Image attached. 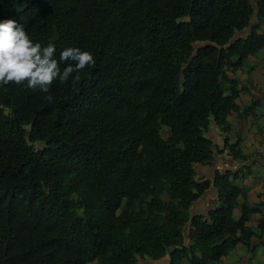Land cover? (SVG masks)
Returning <instances> with one entry per match:
<instances>
[{"label":"trees","instance_id":"16d2710c","mask_svg":"<svg viewBox=\"0 0 264 264\" xmlns=\"http://www.w3.org/2000/svg\"><path fill=\"white\" fill-rule=\"evenodd\" d=\"M263 49L264 0H0V264H220L261 238L238 172L190 209Z\"/></svg>","mask_w":264,"mask_h":264},{"label":"crops","instance_id":"0c3cea01","mask_svg":"<svg viewBox=\"0 0 264 264\" xmlns=\"http://www.w3.org/2000/svg\"><path fill=\"white\" fill-rule=\"evenodd\" d=\"M259 58V59H256ZM229 77L238 82L242 89L237 100L241 109L255 104L252 112L245 117L231 113L228 117L229 132L222 133L217 127H210L216 140L215 158L211 166L201 167L198 178L209 180L211 186L205 194L193 204L191 215H206L217 206V190L213 187L215 172L233 171L243 176L241 185L247 203L256 207L251 216L250 226L255 227L264 217V53L248 58L242 70L234 71ZM228 144L238 141L237 149L245 157L244 161L234 160L227 151L224 142ZM245 171V174L240 173ZM223 261L226 264H264V235L261 238L252 237L249 245L238 244Z\"/></svg>","mask_w":264,"mask_h":264},{"label":"rangeland","instance_id":"374dc122","mask_svg":"<svg viewBox=\"0 0 264 264\" xmlns=\"http://www.w3.org/2000/svg\"><path fill=\"white\" fill-rule=\"evenodd\" d=\"M247 31L248 30H246V31H244V32H242V33H238V34H236V36H235V38H237V37H241V36H245L246 34L245 33H247ZM245 34V35H244ZM263 54L264 53V49L259 53V54ZM256 59H259V58H256ZM9 113V111L8 110H5V114H8ZM212 127V126H211ZM27 130H29V127L28 128H26ZM207 136H210L211 137V139L214 141V140H216L215 139V136L211 133H208L207 134ZM225 137V136H224ZM224 142H225V144L227 143L228 144V139L225 137L224 138ZM43 143H35L34 144V147L36 148V149H39V148H42L43 147ZM229 145V144H228ZM227 151L229 152V149H227ZM230 154V153H229ZM240 173H242V174H245L246 172L245 171H241ZM168 263V260H167V257L165 258V259H163L162 261H160V262H156V263H153V262H143V261H141V264H167ZM221 264V263H220ZM222 264H226V261L224 262L223 261V263Z\"/></svg>","mask_w":264,"mask_h":264}]
</instances>
